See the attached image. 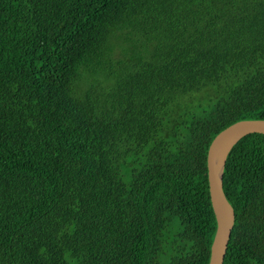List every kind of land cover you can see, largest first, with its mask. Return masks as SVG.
Wrapping results in <instances>:
<instances>
[{"label": "trees", "instance_id": "trees-1", "mask_svg": "<svg viewBox=\"0 0 264 264\" xmlns=\"http://www.w3.org/2000/svg\"><path fill=\"white\" fill-rule=\"evenodd\" d=\"M264 119V0H0V264H208L207 157ZM224 264H264V134L223 171Z\"/></svg>", "mask_w": 264, "mask_h": 264}, {"label": "water", "instance_id": "water-1", "mask_svg": "<svg viewBox=\"0 0 264 264\" xmlns=\"http://www.w3.org/2000/svg\"><path fill=\"white\" fill-rule=\"evenodd\" d=\"M251 133L264 134V119H244L234 122L220 131L209 146L207 157L209 191L217 229L208 264H224L235 224V209L228 200L223 186L224 166L234 145Z\"/></svg>", "mask_w": 264, "mask_h": 264}]
</instances>
